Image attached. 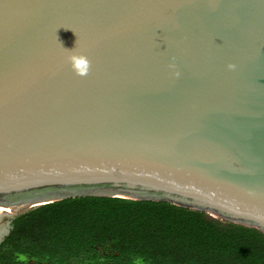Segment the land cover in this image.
Wrapping results in <instances>:
<instances>
[{
  "label": "water",
  "instance_id": "obj_1",
  "mask_svg": "<svg viewBox=\"0 0 264 264\" xmlns=\"http://www.w3.org/2000/svg\"><path fill=\"white\" fill-rule=\"evenodd\" d=\"M86 196L264 228V0H0V244Z\"/></svg>",
  "mask_w": 264,
  "mask_h": 264
},
{
  "label": "trees",
  "instance_id": "obj_2",
  "mask_svg": "<svg viewBox=\"0 0 264 264\" xmlns=\"http://www.w3.org/2000/svg\"><path fill=\"white\" fill-rule=\"evenodd\" d=\"M95 247L151 264H264V228L167 201L71 197L16 217L0 262L17 252L65 261Z\"/></svg>",
  "mask_w": 264,
  "mask_h": 264
},
{
  "label": "flooded vegetation",
  "instance_id": "obj_3",
  "mask_svg": "<svg viewBox=\"0 0 264 264\" xmlns=\"http://www.w3.org/2000/svg\"><path fill=\"white\" fill-rule=\"evenodd\" d=\"M12 229V226L10 227ZM11 231V230H10ZM0 264H6L5 261ZM10 264H151L140 259H131L121 255L118 252L105 250L101 247H95L84 255L69 258L65 261H57L39 254L30 252H17Z\"/></svg>",
  "mask_w": 264,
  "mask_h": 264
},
{
  "label": "clouds",
  "instance_id": "obj_4",
  "mask_svg": "<svg viewBox=\"0 0 264 264\" xmlns=\"http://www.w3.org/2000/svg\"><path fill=\"white\" fill-rule=\"evenodd\" d=\"M68 63L73 73L79 77L86 76L90 70V61L88 57L83 54L70 55L68 57ZM228 67L231 69L234 68V65H229Z\"/></svg>",
  "mask_w": 264,
  "mask_h": 264
}]
</instances>
